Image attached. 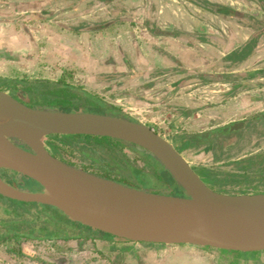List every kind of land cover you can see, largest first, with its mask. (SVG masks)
<instances>
[{
	"label": "water",
	"instance_id": "95a60500",
	"mask_svg": "<svg viewBox=\"0 0 264 264\" xmlns=\"http://www.w3.org/2000/svg\"><path fill=\"white\" fill-rule=\"evenodd\" d=\"M241 126L234 123L218 131ZM53 135L125 142L155 158L184 195L131 187L68 164L47 149L46 139ZM176 146L125 115L29 107L0 89V169L41 187L36 192L20 190L0 176V195L55 207L72 223L112 242L264 252V192L228 194L212 189Z\"/></svg>",
	"mask_w": 264,
	"mask_h": 264
},
{
	"label": "rangeland",
	"instance_id": "374dc122",
	"mask_svg": "<svg viewBox=\"0 0 264 264\" xmlns=\"http://www.w3.org/2000/svg\"><path fill=\"white\" fill-rule=\"evenodd\" d=\"M195 1L196 0H117L114 3L116 13L111 12L109 9H105L96 11L94 14L86 13L83 16H80L77 12L68 10L69 8L67 6L64 8V4L66 2L65 0H56L55 4L51 6L52 8L37 7L39 15L35 16L32 20L39 22L33 23L29 20V24H31V28H35V30L32 29L33 31H38L39 29V31L44 33L43 35L45 37L48 36L51 38L55 34L57 36H63L62 34L65 33L63 32V29L57 25V22H64L70 26H75L81 22H87V24L88 22H93L91 25L102 24L104 27L106 24H110L113 21L115 23L119 22L120 27L118 26L119 29L116 30V33L122 36L123 39L127 38L125 43H123L124 45L118 43L120 46L119 49L117 43L114 44V40L110 42L108 38H106V41H101L99 37L105 36L104 33L92 34L90 30H88V32H86V34L79 40L81 45L84 47L91 46L92 44H94L96 48L101 47V45H108L109 48L117 52L121 51L125 53V51H127L128 55L125 53L126 56L125 54H116L120 63L127 59L130 60V62L131 60L135 61V54L132 48L134 44L139 43V45L144 47L149 43L148 40L144 39L141 34L143 30H147V32H149L148 30H154L155 28L160 30L159 28L167 29L169 27L171 30L168 29V31L170 30L171 32L175 30L179 32H190L184 34L186 38L190 37L187 38L189 40L185 42H182L183 40H178V42L175 40L169 42L166 38H164V36L158 40L160 43L159 49L166 54H169V56H163L162 58H167L171 65L164 67L169 64L162 62L161 56H153V70L157 69L160 73L164 70H170L171 72L166 75V78L170 77V80L180 76H187V78L183 80V83L187 82L188 79H191L193 76L191 81L194 84L197 83L199 85H205L206 82L209 81L208 78L198 79L194 77L198 76L199 73H208L209 67L207 64H211L212 60L217 62L218 60H223V58H226L228 55H232V53L235 52V47H237L234 46L235 49L228 54L225 53L227 46L223 50V45H218L219 41H223L232 34L234 37L232 38V41L229 40L230 43L238 40L239 46H243L241 44L246 42V47L245 45L243 47L247 48V53L250 49H252L254 41L256 44L257 40H262L261 42L264 46V39L262 38L264 37V0H209L210 4L215 6V9L226 6L232 8L231 13L228 12L224 14H221L220 12L209 13L203 9L199 12H194L192 10L193 7H198L197 4H195ZM199 5L206 6V3L201 1ZM207 13H209V16ZM84 16L89 18L82 19ZM129 20H131V22H129ZM196 21H199V26L204 29L211 30L210 27L214 28L215 33L213 34H216V36H218L217 39L219 40L218 42L215 40V43L213 44V46H215L213 47L214 53H210L207 50L201 49L202 47L197 46V41L200 44L208 45L207 38L209 34L202 29L199 32H195L192 27L198 26L195 25ZM182 28H187L189 31H185V29ZM194 33L198 36H195ZM184 36L183 38L186 39ZM205 41H207V44ZM228 42H226V44ZM255 49L256 47L254 50ZM258 52H260L259 54L264 55V48L263 51L261 50ZM146 53L148 54V52ZM156 54L159 53L156 51ZM100 57L101 55L99 54L98 58ZM201 57H204L208 63L206 64L205 60H203L205 61L203 63V61L200 60ZM227 60L229 59L227 58ZM261 60L263 63H261L262 65L259 64L260 66L256 67L258 70L264 69V57ZM239 61L242 60L239 59L238 62ZM235 62L237 61L235 60ZM235 62L232 61L229 63L230 69L233 67ZM246 65L247 66L244 67L245 72L250 70L249 68L252 64L248 63ZM134 66L136 67V70H139L137 67L140 66L137 64H134ZM128 72L131 73L130 69ZM68 76V84L80 87L83 91L89 90L85 84H82L81 86L75 85L78 84L75 80L76 74H70ZM118 80H120L119 82L123 86H126V84L129 83L128 89H123L121 88V85L118 86L116 83H113V88H110L109 85H106V87H100L98 89V93L100 94L99 96H101V98L109 104L111 103L117 106V109L121 111L123 108H126L125 110L129 116L145 120L169 142L178 144L176 147H180V145L183 144V147L180 148L181 154L188 160L193 169L201 177H205L200 174L202 169L204 171L205 169L208 171L206 174L214 180L213 183L207 182L212 189L228 194L264 192V124L262 126L260 123L261 121L256 120L254 123L249 125L248 129H245L244 131L243 129L241 130L240 128H237L235 131H232L230 135H228L230 132L223 133V136H220L217 139L218 141L220 140L219 143H221V145H219V143L215 144L214 142H211L210 139L205 138L207 139L205 142H201L196 146L191 145L188 147V143H182V139L166 133V131L160 128L157 123L150 121L148 115L145 116L144 113H141L143 109H128V104L132 103V94H138L141 96L140 98L145 99V97L140 94L143 90H141V86H135L136 88H134L136 80H133L130 75L129 78L126 80L124 79L125 81L121 78H118ZM147 83H145V86L150 87ZM166 86L169 87V84ZM125 92H127V94H124ZM117 96L122 97L121 104L117 102L115 103ZM171 97L172 95H167L163 100L167 101ZM211 102L212 103L204 104L202 108H206L207 106L212 107L215 102ZM238 102V100L231 101L226 106V109L222 108L223 110L218 108L216 105H214V107H216L217 110H221L225 114L231 111L233 112L232 114L237 115V112L241 111ZM54 105L60 106L61 103L55 102ZM175 111L177 112V109H175ZM122 112L125 113L124 111ZM176 112L172 111L173 114H176ZM146 114H148V112H146ZM241 117L247 118L249 115L245 113ZM49 141H53L59 145L61 149L60 157L81 169L103 176L107 175V177L112 179L114 178L119 180L122 178L130 183H134V180L137 179L135 175L129 173V169L137 168L141 171L143 176L148 178L147 182H145V186H139V188H145L146 190L156 193H168V191L172 190V187H169L166 182L155 176L152 169L140 159L139 154L128 148H121V155L123 156L122 159H119L120 155H117L115 152L116 150H114V152L111 153L115 159L108 156L109 160H102L99 155L100 153L96 154L91 150H86L85 148H75L69 144H60L57 140H52L48 137L46 139V143ZM82 146L85 147L84 144H82ZM46 147L49 149L47 144ZM84 151L87 152L84 153ZM118 160H121L125 166L121 165ZM145 177H143V179L141 178L142 180L139 178L140 180L138 179V184L142 185L146 179ZM104 244L106 245V243ZM104 247L105 246H102L101 243L94 244V242L91 241H84L83 243H77L75 241L71 242L72 254L73 256H76L77 262L84 260L86 264H103L108 261L119 263L120 259H123V264H232V258L230 256L221 255L216 250L204 249L201 246L188 244L146 245L130 243L128 248H132L124 250L123 252L125 254L123 257L115 256V254H108L107 259L105 258L107 253L106 255H100L98 253V250L104 249ZM79 256L81 257V260H79ZM260 257L261 258H258L257 260L238 258V262H243L245 264L251 262L264 264V255H261Z\"/></svg>",
	"mask_w": 264,
	"mask_h": 264
},
{
	"label": "crops",
	"instance_id": "0c3cea01",
	"mask_svg": "<svg viewBox=\"0 0 264 264\" xmlns=\"http://www.w3.org/2000/svg\"><path fill=\"white\" fill-rule=\"evenodd\" d=\"M55 1L56 0H0V77L2 79H25L38 77L40 75L47 76L48 74L56 78L60 74L63 76L65 74H76V76L86 79L96 76L101 83L96 86L86 84L87 88L106 87V85L113 88V83H116L118 86L121 85V88L128 89L129 83L123 86L118 78L125 81L130 75L132 79L137 82L134 83V88H136L135 86H141V90L143 91L139 93L145 97V99L140 98L141 96L138 94H132V103L128 104V109H143L141 113H144L145 116L148 115L150 121L157 123L166 133L182 139V143H188V147L193 145V142L197 143L199 141L198 144H200V142L204 141L205 138H200L203 133L209 132L210 134L222 127H227L234 123L240 122L242 124L240 129H243V131L248 129L249 125L256 120L261 121L260 123L263 126L264 69L258 70L256 68L260 66L259 64L263 63L261 59L264 55L258 52L261 50L263 51L264 46L261 42L262 40H257L256 44L254 41L252 49L247 53V48L243 47L244 45L246 47V42L241 44L243 46H239L238 40L230 43L234 37L232 34L223 41H219L217 39L218 36L213 34L215 33L213 27H210L211 30L204 29L199 26V21H196L195 25L199 27H192L194 31L199 32L202 29L209 34L207 38L208 45L200 44L197 41V46L202 47L201 49L207 50L210 53L213 52L215 40H217V42L219 41L218 45H223V50L227 46L228 49L226 48L225 53L229 54L235 48L236 49L232 55H228L221 61L218 60L215 62L212 60L211 64H207L208 61L204 57L200 58L201 61H206L209 67L208 73H199V75L194 78H208L209 81H207L205 85L194 84L191 81L193 76L191 79H188L187 82L183 83V80L187 78V76H182L183 78L180 76L170 80V77L166 78V75L171 72L170 70H164L162 73L157 69L153 70L152 65L154 60L152 57L161 56V61L169 64L164 67L170 66V61L167 58H162L163 56H169V54L159 49L160 43L158 40L164 36L169 42L174 40L177 42L178 40H183L182 42H185L188 41L189 39L187 38L190 37L186 38L184 34L190 32L180 31V33L175 30L172 31V33L169 27L167 29L163 28L164 30L162 28H159L160 30L152 28L154 30H148L149 32L143 30L141 34L149 43L144 47L139 45V43L134 44L132 48L135 54V61L131 60L130 62V60L126 58L127 60H123L122 64L117 59L116 54L124 55L126 53L128 55L127 51H125V53L121 51L117 52L109 48L108 45H101V47H98L99 49L96 48L94 44L84 47L79 40L88 30H90L92 34L104 33L105 36L99 37L101 41H106V38H108L110 42L114 40V44L117 43L119 49L120 46L118 43L123 44L127 40V38L123 39L122 36L116 33V30L120 27L119 22L115 23L113 21L110 24H106L105 27L102 26V24L91 25L93 22H88V24L87 22H81L75 26H70L64 22H57V25L61 27L65 33L62 34L63 36H57L55 34L51 38L48 36L45 37L43 35L44 33L39 31L38 28H36L38 31H33L35 28H31V24L29 23L30 21L33 23L39 22L32 20L35 16L39 15L37 7L52 8L51 6L55 4ZM65 1L64 8L67 6L69 8L68 10L77 12L80 16L86 13L94 14L96 11L105 9H109L111 12L116 13L114 3L117 0ZM201 1L206 3V6L199 5ZM210 1L196 0L195 4H197L198 7L194 6L192 10L194 12H199L203 9L209 13H227L224 7L215 9V6L210 4ZM209 13H207L208 16ZM87 18L89 17L84 16L82 19ZM129 22H131V20H129ZM187 28L182 29L189 31ZM168 29L170 30L168 31ZM182 35L186 39H184ZM194 35L198 36L196 33H194ZM205 42L207 44V41ZM226 42L228 43L226 44ZM234 46L237 47L234 48ZM255 47L256 49L254 50ZM156 51L159 54H156ZM146 52H148V54ZM99 54L101 55L100 58H98ZM227 58L229 60H227ZM239 59L242 61L238 62ZM235 60L237 62H235ZM133 61L134 64L140 66L137 67L139 70H136ZM205 61H203V63ZM232 61L235 62V64L230 69L229 63ZM247 62L252 64V66L249 68L250 70L245 72L244 67L247 66ZM129 69L131 73L128 72ZM79 80L80 82H84L82 79ZM145 83L150 87H146ZM167 84H169V87L166 86ZM170 89L171 91L168 93ZM167 95H172V97L167 101L163 100ZM235 100L239 101V108L241 110L237 112V115L232 114L233 112L231 111L227 114L221 111L224 108L226 109V106L231 101ZM211 101L215 102L212 107L207 106L206 108H202L204 104L212 103ZM116 102L121 104L122 97L117 96L115 99V103ZM214 105L221 110H217ZM125 109L126 108H123L122 111L127 114ZM175 109H177V112ZM172 111L176 112V114H173ZM146 112H148V114H146ZM245 113L249 115V117L242 118L241 116ZM127 116L129 115L127 114ZM129 117L154 129V127L145 120L132 116ZM231 133L232 132L228 135ZM219 137L220 135H217L213 140L210 139V141L217 144L220 142V140H217ZM219 145H221V143H219Z\"/></svg>",
	"mask_w": 264,
	"mask_h": 264
},
{
	"label": "flooded vegetation",
	"instance_id": "af4514ba",
	"mask_svg": "<svg viewBox=\"0 0 264 264\" xmlns=\"http://www.w3.org/2000/svg\"><path fill=\"white\" fill-rule=\"evenodd\" d=\"M224 8L227 13H231L232 8L228 6ZM262 38L264 39V37ZM67 79L69 80L68 74H65V76L60 74L56 78L51 74L25 79H2L0 77V89L8 92L19 102L29 107L62 111H73L77 109L83 112H109L127 116L126 113L117 109V106L111 103L109 104L99 96L98 89L100 87H90L85 92L80 87L68 84ZM79 79H82L84 82H80ZM75 80L78 83L75 84L77 86H81L82 84L92 86L101 84L96 76L90 77L89 79L76 76ZM124 94H127V92ZM55 102H59L61 105L55 106ZM217 135L223 136V133L217 130L216 132L210 133L207 139L213 140ZM207 139L202 142H205ZM16 142L18 144V141ZM198 142L194 143L193 146L198 145ZM20 145L24 147L22 144ZM182 147L183 144L180 147H176V149L181 153L180 148ZM0 176L6 181H13L20 190L36 192L41 189L32 180L7 169H0ZM99 176L112 179L103 175ZM112 180L119 181L114 178ZM120 183L128 185L124 182ZM72 241L77 243H83L84 241H91L94 244L101 243L105 247L104 249H99L98 253L100 255H106L107 253L105 256L106 259L108 258V254L123 257L125 254L123 251L132 248H128L130 243L155 245L153 243L143 242H112L88 232L80 225L72 223L55 207L40 203H24L0 195V264H86L84 260L77 262L76 256H73L71 250ZM209 250L218 251V249L214 248ZM261 255L264 254L230 257L232 258V264H245L243 262L239 263L238 258L257 260L261 258ZM79 260H81L80 256ZM122 262L123 259H120L119 263L108 261L103 264H123ZM247 264L257 263L251 262Z\"/></svg>",
	"mask_w": 264,
	"mask_h": 264
},
{
	"label": "trees",
	"instance_id": "16d2710c",
	"mask_svg": "<svg viewBox=\"0 0 264 264\" xmlns=\"http://www.w3.org/2000/svg\"><path fill=\"white\" fill-rule=\"evenodd\" d=\"M63 110H70V109H63ZM73 111H78V110L75 109ZM117 115H119V113H117ZM50 138L52 140H57L60 144H69V145L74 146L75 148L80 147V148H85L86 150H91L96 154L100 153L99 155H100L102 160H104V159L109 160L108 156L115 159V157L111 153V152H114V150H116L115 152L117 153V155L121 156V157L119 156V159H122L123 156L121 155V148H123V147L128 148L130 150H133L134 152H136L137 154L140 155L139 156L140 159L143 160L144 163L152 169L153 173L155 174V176L157 178L166 182V184L169 187H172L171 188L172 190L168 191V194L184 195L182 188L173 180V178L170 176V174L165 170V168H163L159 164V162L155 158H153L152 156H150L144 152L140 153L139 151H137V149L135 147H133L129 144H126L125 142H122L119 140H114V139L108 138V137H95V136H87V135H53V136H50ZM193 143H195V142H193ZM46 144L49 148L48 149L49 152L54 157L66 162L68 164L74 165L72 163H69L68 161H65L62 157H60L61 156V149H60L58 144L54 143L53 141H49ZM82 144H84L85 147L82 146ZM85 152H87V151H84V153ZM102 155H104V156H102ZM119 163L121 165L125 166V164H123L121 160L119 161ZM207 172L208 171H206V169H205V171L203 169H202V171H200V174L205 176V177H202V179L206 183L207 182L213 183L214 180H212V178L206 174ZM129 173H131L132 175H135L137 180H134V183L133 182L130 183V182H128L122 178H120L118 182H124V183L128 184V186L135 187V188H139V186H145V184H146L145 182H147L148 178L143 176L141 171H139L137 168H132V169H129ZM143 177L146 178L145 181L143 182V184L142 185L138 184L139 180L141 178L143 179ZM147 186H148V184H147ZM204 249H211V248L204 247ZM218 251L223 255L232 256V257H235V256L236 257H238V256L246 257V256H256V255L264 254V252L242 253V252H234V251H228V250H218Z\"/></svg>",
	"mask_w": 264,
	"mask_h": 264
}]
</instances>
